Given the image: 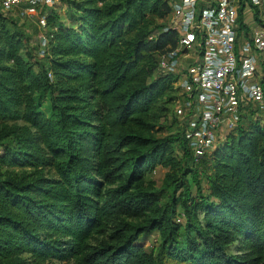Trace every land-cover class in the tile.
<instances>
[{
  "label": "trees",
  "instance_id": "16d2710c",
  "mask_svg": "<svg viewBox=\"0 0 264 264\" xmlns=\"http://www.w3.org/2000/svg\"><path fill=\"white\" fill-rule=\"evenodd\" d=\"M61 1L73 24L46 15L42 61L0 12V264H264V125L208 154L203 189L159 69L170 0Z\"/></svg>",
  "mask_w": 264,
  "mask_h": 264
},
{
  "label": "built area",
  "instance_id": "2783aa9c",
  "mask_svg": "<svg viewBox=\"0 0 264 264\" xmlns=\"http://www.w3.org/2000/svg\"><path fill=\"white\" fill-rule=\"evenodd\" d=\"M39 1L0 0V12L33 13ZM170 6L167 27L177 45L161 56L159 69L178 75L173 116L197 160L241 125H264V0H170Z\"/></svg>",
  "mask_w": 264,
  "mask_h": 264
},
{
  "label": "rangeland",
  "instance_id": "374dc122",
  "mask_svg": "<svg viewBox=\"0 0 264 264\" xmlns=\"http://www.w3.org/2000/svg\"><path fill=\"white\" fill-rule=\"evenodd\" d=\"M78 1V0H77ZM57 12L60 20L65 22L66 24H73V13L75 11L73 9L68 8L61 0H40L36 6L35 11L33 13H21L19 10H12L6 13V16L10 19H13L16 22V26L20 32H22L25 36V49L28 50L31 54L35 56V58L39 60H43L42 55L44 52L38 48L37 39H40L44 34L43 28L46 27V15L50 12ZM37 46V47H36ZM41 46H43L41 44ZM42 109L48 114L49 113V101L46 98L42 99ZM172 109L169 108L168 114L165 117H161L158 121L157 135L162 136L164 133H169L172 131V128L169 126L172 119ZM161 126V127H160ZM177 156H180L181 150L179 147L176 148ZM198 161V160H197ZM199 171V178L201 180V186L203 189L205 187V177L204 175L210 171L211 163L208 157V154L205 155L202 159L196 164ZM7 167L0 166V172H5ZM10 170V169H8ZM16 170V169H15ZM166 169L162 167H157L154 171L147 175L148 179L154 181L155 186L158 188L162 185L164 174ZM192 190L194 191L195 187L191 180L188 177ZM167 194L170 193V190H166ZM167 198V197H166ZM166 198L164 200H166ZM163 200V201H164ZM159 235L157 231H153L148 236L142 238V242L144 246L148 249L153 245H157L159 243ZM44 264H63L56 260L47 261ZM176 264V263H169Z\"/></svg>",
  "mask_w": 264,
  "mask_h": 264
}]
</instances>
